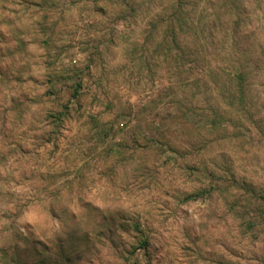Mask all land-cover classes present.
I'll return each mask as SVG.
<instances>
[{"label":"rangeland","instance_id":"1","mask_svg":"<svg viewBox=\"0 0 264 264\" xmlns=\"http://www.w3.org/2000/svg\"><path fill=\"white\" fill-rule=\"evenodd\" d=\"M0 264H264V0H0Z\"/></svg>","mask_w":264,"mask_h":264},{"label":"trees","instance_id":"2","mask_svg":"<svg viewBox=\"0 0 264 264\" xmlns=\"http://www.w3.org/2000/svg\"><path fill=\"white\" fill-rule=\"evenodd\" d=\"M77 93H78V89H75V90L73 91L74 96H76ZM195 196H196V195H195ZM146 242H147L146 240H143V245H144V246H146V244H147Z\"/></svg>","mask_w":264,"mask_h":264}]
</instances>
